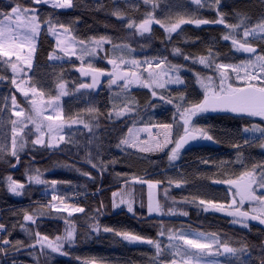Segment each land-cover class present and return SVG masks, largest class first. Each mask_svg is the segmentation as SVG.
Segmentation results:
<instances>
[{"label":"snow or ice","instance_id":"snow-or-ice-1","mask_svg":"<svg viewBox=\"0 0 264 264\" xmlns=\"http://www.w3.org/2000/svg\"><path fill=\"white\" fill-rule=\"evenodd\" d=\"M145 7L151 6L152 11L143 13V18L139 23L128 18L127 29L135 30L141 36L151 34L153 25L159 26L164 33L166 40L164 43H171L173 33L182 31V25L192 24L197 27L201 25L216 24L224 26L225 32L221 35V40L231 41V48L237 52L248 54V58L240 60L238 63H217L219 53L214 52L211 47L207 49V55L196 56L194 54H184L179 47L171 49L172 54L182 55L185 62L198 63L207 70H212L211 75H202L200 72L187 68L186 65L173 64L167 61V57H145L143 60L135 57L128 59L123 54L125 51L131 55L135 49L130 44H112L110 37L93 36L87 40L77 39L72 34L71 25L75 21H61L57 10H72L76 7L74 0H7V4L0 8V58L7 68L11 69V85L14 86L10 96L11 113L8 120H4L3 114L9 111V97L3 98V106L0 107V128L11 125L10 139L7 132L0 133V161L9 163L10 167H16L20 162V156L27 150L30 143L32 149L37 147L46 150L58 149L65 142L64 132L66 127L82 124L84 129L92 133V123L85 122L82 118H65L61 105V97L68 95L66 82L58 77L56 83V94H47L38 86L39 82L33 79L29 73L35 74L34 58L37 52V42L45 31L55 38V48L48 53V60L63 61L76 57L80 65L76 70L81 77H90V82L79 83L75 91L93 92L100 88L106 77V87L110 93V102L113 107L108 112V119L127 117L138 114L140 111L139 102L131 96L134 85L147 89L150 98L145 103V108L155 109L157 104L171 105L173 107L169 122L149 123L143 128L128 127V134L123 136L117 148L127 146L140 153H163L166 155L168 163L175 166V162L181 159L182 154L200 141L218 143L211 133L210 126H200L197 121L209 112L232 113L242 120L259 118L258 123L244 124L240 131L243 134H251L239 142H231L230 146L236 152L235 161L220 160L212 161L211 158H201L200 163L205 166H215L219 171L220 179H214L212 183L227 185L226 195L223 202L216 198L206 199L193 195L191 198L184 197L187 204H197L204 211H214L225 213L231 217L230 223L240 225L251 232L250 221H257L264 225V160L253 162L250 165L245 163V158L241 149L243 147L258 146L264 150V17L252 26H249L250 18L241 13H235L236 23L228 22V15L221 11L224 7L222 0H214L207 6L216 12V18L202 19L192 18L186 15L171 16L165 12V8L181 7L176 0H170L164 7L157 0H142ZM196 6L203 7L202 0H192ZM41 5H48L51 11L47 16H41L39 8ZM134 10H138L135 8ZM157 9L160 11L157 12ZM113 15L118 18L124 17V13L119 10ZM160 18H157V17ZM242 29V36L240 30ZM258 41L254 45L249 40ZM105 44L112 45L114 53H120L115 58L107 59V64L111 69L94 66L92 59L98 55V50L103 49ZM59 54H56V52ZM167 50V49H165ZM107 56V53H106ZM147 66L146 68L144 66ZM163 66V67H162ZM182 71H190L195 77L196 83L202 89L198 96L202 98L192 99L187 91H177L175 94L168 91V86H183L187 90L188 85L182 77ZM234 75V79H233ZM19 78V79H18ZM8 79L7 76H0V80ZM117 91L113 92V89ZM21 94L29 108L21 107L17 101L16 93ZM167 92V95L161 94ZM116 101L119 104L115 103ZM19 109V110H17ZM86 111L92 120H97L101 115L94 106H89ZM45 113H48L47 115ZM14 117V118H13ZM142 122V121H141ZM31 125V128H29ZM145 133L146 138L141 139L139 133ZM258 134V135H257ZM32 137H35L34 139ZM95 138H93L94 140ZM90 140L89 143H93ZM99 145H97V155L86 154L85 160L91 168L98 170L99 175H103L108 164H115L118 161L114 158L105 162L98 158ZM15 159L16 164H11V159ZM95 161V162H94ZM235 165L239 171H231ZM130 171L116 174L117 180H122L123 184L114 185L115 190L111 191L112 209L124 206L127 213L132 214L137 219H150L153 214L162 216L165 210L159 200L153 195V189L162 184L160 180L145 179ZM25 170L27 182L35 185H44V195L49 194L51 189V199L47 203H37L36 207L22 209L23 222L20 229L27 234L31 244L25 245L23 241H12L8 237L11 231L16 228L13 224L11 229L5 223H0V253L7 255V250H18L21 247H29L33 250L39 246L41 253L50 250L51 253L68 255L64 251L65 244L72 246L76 243L78 234L72 221L65 220L64 233L56 235L54 238L39 231V221L44 217H54L62 213L86 214L85 208L78 205H68L63 203L64 197L57 194V186L62 183L57 180L42 179L39 169H35L36 174H28ZM84 176L90 180H95L90 172H84ZM178 178H169V186L175 185L177 188L186 187L188 180L183 174L177 172ZM7 189L10 193L22 195L25 183L14 179L11 175L5 177ZM139 184L141 187L147 185L149 189L147 203L141 199L140 209L145 210L137 216L135 207L136 199L133 185ZM102 191V189H97ZM167 196V191L165 192ZM175 203V201H173ZM63 204V207H57ZM105 205L101 201L96 208V216H90V220H96L103 214ZM167 213L170 215L188 216L187 211H181L175 207H169ZM35 226L37 230L33 231ZM157 239H151L139 235L129 230H117L112 227L101 226L97 222L90 223L88 228L99 233H112L129 243H147L154 246L156 257L159 260L162 252L167 250L171 259L164 264H219L216 259L222 254L237 256L239 264H252V261L239 260V256L249 252L250 248L246 239H242L240 247H232L227 240L221 241L220 236L215 232L194 231L191 229L174 230L166 229L164 222H159ZM167 231L168 243L162 248L159 237H164ZM264 234V233H262ZM215 247V251H213ZM260 255L256 258L258 264H264V243L259 246ZM222 249V252H221ZM79 260L80 258L77 257ZM15 264V261L12 262ZM83 264H101L97 258L85 260Z\"/></svg>","mask_w":264,"mask_h":264},{"label":"trees","instance_id":"trees-1","mask_svg":"<svg viewBox=\"0 0 264 264\" xmlns=\"http://www.w3.org/2000/svg\"><path fill=\"white\" fill-rule=\"evenodd\" d=\"M163 8L170 0H157ZM204 2V1H203ZM181 7L165 8V12L173 17L186 15L192 18L215 19L216 12L204 4L203 7L196 6L187 0H176ZM214 3V0H211ZM7 4V0H0V8ZM76 7L72 10H57L59 19L64 22L75 21L71 25L72 34L79 39H89L93 36L110 37L112 44H130L135 52L134 57H167V61L173 64L186 65L195 72L202 75H211L212 70H207L198 63L192 64L185 62L182 55L172 54L173 47H179L184 54L207 55L208 47L214 52L219 53L216 59L217 63H236L242 60L244 55L231 48L229 41L221 40V35L225 32L224 26L216 24L201 25L199 27L186 24L182 25V31L173 33L171 43H164L166 40L163 30L153 25L151 34L143 36L137 34L135 30L127 29L128 18L139 20L143 18V13L152 11L151 6L145 7L142 0H135V8L126 3V0H74ZM224 7L221 11L228 15L229 23H236L237 16L235 13H241L250 18L249 26H252L263 13V0H222ZM119 10L124 13V17L118 18L113 15ZM51 11L50 6L41 5L39 12L41 16H47ZM160 10L157 9V12ZM157 18H160L159 16ZM249 42L258 45V41L250 39ZM104 50H98L97 59L94 66L111 69V66L105 62L107 47ZM55 48V41L46 31L41 34L37 42V52L34 58L35 74L29 73L33 79L38 81V86L47 94L55 95L56 83L58 77L66 82L67 86L72 88L79 83L88 80L87 77H81L76 70L78 61L71 58H65L63 61H49L48 53ZM167 49V50H165ZM56 53H59L58 50ZM3 58H0L2 61ZM182 77L185 79L188 88L183 86H168V91L176 93L177 91H187L192 99L202 98L198 96L202 90L196 83L193 73L182 71ZM0 76H7L8 79L0 80V107L3 106V98L11 95L13 87L11 85V69L7 68L0 62ZM90 78V77H89ZM102 80L104 84L93 92H80L70 94L62 98V106L65 118H82L85 122L98 123L94 126L92 133L84 129L82 124L67 127V141L62 142V147L58 149L46 150L37 147L32 149L31 144L27 150L21 154L19 164L15 159H11V164H16L13 169L9 163L0 161V223H5L11 229L13 224L16 228L11 231L8 237L12 241L20 240L25 245L32 243L27 234L23 232L19 225L23 222L22 209L36 207L37 203H46L45 196L41 191L44 185L29 184L25 170L29 169L28 174H36L35 169H39L42 179L51 181L57 180L62 183L58 184L57 192L63 197H69L74 192L85 194V199L78 205L85 208L86 214L73 213L69 216L66 213L54 217H44L39 221V231L50 237H55L64 233L66 227L64 221L70 220L77 229L78 238L74 245L65 244L64 251L68 255L51 253L47 250L41 253L39 246L35 250L29 247H21L18 250H7V255L0 253V264H11L23 262L28 264H83L85 260L97 258L101 264H162L165 260L170 259V255L165 250L162 252L159 260L156 257L155 248L147 243H129L114 236L112 233H96L88 228L93 222L117 230H129L136 234L143 235L151 239H157L159 231V222H164L166 229L185 230L195 229L203 232L217 233L221 241L227 240L232 247H240L242 239H246L250 248L239 256V260L252 261V264H258L256 259L261 253L258 247L264 243V225L257 221H250L251 232L247 229L230 224L231 218L225 213L204 211L197 204H187L183 201L184 197L191 198L193 195H200L201 198H216L223 202L226 195L227 185L214 184V179L222 178L219 175V169L215 166H205L200 163L201 158H211L212 161L232 160L235 161L236 152L230 146L231 142L243 144V140L251 134H243L240 129L244 124L258 123L259 118H250L242 120L234 114L209 112L204 114L197 123L200 126H210L211 133L218 143L203 141L195 144L182 154L180 160L175 162V166L168 163L166 155H149L145 153H136V150L129 148H117L116 144L124 136L128 126H142L149 123L169 122L172 115L173 107L171 105L157 104L153 110L145 108V103L150 98L147 89L135 85L131 91L140 104L141 108L138 114H132L127 117L108 119V112L113 107L110 102V93L106 87V77ZM73 91V89H72ZM117 91L115 88L113 92ZM161 94L167 95V92ZM17 95V94H16ZM19 99L17 95V100ZM115 103L119 104L118 101ZM89 106L96 107L101 115L97 120H92L86 109ZM142 121V122H141ZM258 135V134H257ZM33 138V137H32ZM93 138H95L93 140ZM93 140V143H89ZM97 145H99L98 158L105 162L116 159L115 164H108L103 175L98 174V170L91 166L84 159L86 154L97 155ZM246 164L264 160V150L258 146L243 147L241 149ZM95 162V161H94ZM128 165H131V172L145 179L160 180L162 184L157 186V199L164 209L175 207L181 211H187L188 216L182 215H162L153 214L150 219H137L132 214L127 213L124 206L112 210L111 208V191L115 189L117 183L123 184L122 180H117V173H127L130 171ZM238 167L233 165L231 171H239ZM84 172H90L95 180H90L84 176ZM177 172L183 174L188 180L186 187L177 188L175 185L169 186V178H178ZM11 175L14 179L25 183V189L22 195L15 196L7 189L5 177ZM102 189V191H97ZM135 192V207L137 216L141 215V199L146 204L145 186L139 184L133 185ZM167 191V196L165 192ZM103 201L105 208L103 214L99 215L96 220H90V216H96V208ZM175 201V203L173 202ZM37 230L35 226L28 225ZM162 248H165L167 240V231L164 237H159ZM77 257L80 259L78 260ZM226 264H239L237 256L227 254L223 258Z\"/></svg>","mask_w":264,"mask_h":264},{"label":"rangeland","instance_id":"rangeland-1","mask_svg":"<svg viewBox=\"0 0 264 264\" xmlns=\"http://www.w3.org/2000/svg\"><path fill=\"white\" fill-rule=\"evenodd\" d=\"M187 1H189V2H192V0H187ZM204 1V2H203ZM263 2H264V0H263ZM126 3H128L129 5H131V6H133V5H135V0H126ZM209 3H211V0H202V4L204 5V4H209ZM261 17H264V7H263V13L260 15V17L258 18V20L255 22V23H257L260 19H261ZM254 23V24H255ZM253 24V25H254ZM240 35L242 36V29L240 30ZM54 38V37H53ZM251 39V38H250ZM54 40H55V38H54ZM230 43H231V41H229ZM101 50H104V48L103 49H101ZM107 56H106V58H105V62L107 63V59H109V58H115V56L116 55H119L120 53H114L113 52V48H112V46H108L107 47ZM240 53H242L243 55H244V57L242 58V60H244V59H247L248 58V54H246V53H243V52H240ZM56 54H59V53H56ZM125 56H126V58H128V59H131V58H133L134 57V55H133V53L131 54V55H129L126 51L123 53ZM97 57V56H96ZM93 58L92 59V63H94L95 62V60L97 59V58ZM72 58H74L75 60H77V58L76 57H72ZM136 58V57H135ZM145 57H141V58H136V59H139V60H143ZM150 58V57H149ZM65 59V58H64ZM52 61H57V60H52ZM78 61V66H77V68L79 67V65H80V61L79 60H77ZM236 63H238V62H236ZM145 68L147 67L146 65L144 66ZM163 67V66H162ZM88 78V80H85V81H83V82H81V83H88V82H90V78L89 77H87ZM235 77H234V75H233V79H234ZM19 79V78H18ZM135 86V85H134ZM199 86V85H198ZM72 89H73V91H72ZM75 89H76V86H75V88L73 87H71V86H67L66 85V90L68 91V95H70V94H78V93H80L81 91L82 92H85L84 90H81L80 92H76L75 91ZM202 90V89H201ZM86 93V92H85ZM17 95H18V97H19V99L17 100L18 101V103L20 104V106L21 107H23V108H25V110H27L28 108H29V105L24 101V99H23V97L21 96V94H19L18 92L16 93ZM56 94V93H55ZM68 95H66V96H68ZM10 96L11 95H6V96H4V97H9V101H8V103H9V111L8 112H6V113H4L3 114V119L4 120H8V118H9V116H10V113H11V102H10ZM66 96H62L61 97V105H62V98L63 97H66ZM48 97H45V99H47ZM62 108H63V106H62ZM17 110H19V109H17ZM63 112H64V110H63ZM46 115L48 114V113H45ZM14 118V117H13ZM113 119H116V117H115V115L113 114ZM145 126H147V125H142V126H128V127H132V128H134V129H136V128H143V127H145ZM128 127H127V129H126V131H125V134H124V136H126L127 134H128ZM29 128H31V125H29ZM66 129H67V127L65 128V130H64V132H62L61 134L62 135H64L65 136V141H67V131H66ZM3 132H7L8 133V137H9V139H10V135H11V125L10 124H8L7 125V127H5V128H0V133H3ZM139 136H140V138L141 139H145L146 138V134L145 133H143V132H141V133H139ZM35 137H33V139H34ZM200 142H203V141H200ZM200 142H198V143H200ZM123 148H129V147H127V146H124ZM129 149H131V148H129ZM134 150V149H133ZM137 151V150H136ZM146 154H149V155H160V154H162V153H146ZM6 183H7V181H6ZM57 188H58V186H57ZM113 190H115V189H113ZM145 190H146V203H147V199H148V193H149V189H148V187H147V185H145ZM153 191V195L155 196V198L157 199V187L155 188V189H153L152 190ZM43 194H44V189L41 191ZM48 192H49V194L47 195V198L50 200L51 199V189H49L48 190ZM57 194H58V192H57ZM15 196H17L16 194H14ZM59 195V194H58ZM65 199H64V202L63 203H65V204H68V205H76V204H73V203H71L70 201H68V200H66V197H64ZM158 200V199H157ZM79 206V205H78ZM57 207H63V204H58L57 205ZM112 208V207H111ZM112 210H114V209H112ZM116 210V209H115ZM165 210V214L164 215H168V213H167V209H164ZM66 214H68V213H66ZM231 218V217H230ZM230 224H232V223H230ZM232 225H234V224H232ZM235 226H238V227H241L240 225H235ZM242 228V227H241ZM191 230H194V231H200V230H195V229H191ZM168 243V242H167ZM167 243H166V245H167ZM213 250H215V247H214V249ZM221 252H222V249H221ZM227 256V254L225 253V254H222V255H219V256H217L216 257V259L218 260V262H219V264H226L225 262H223V258H225ZM170 259H171V257H170ZM166 261V260H165ZM164 261V262H165ZM164 262L162 263V264H164ZM12 264V263H11ZM15 264H28V263H23V262H15Z\"/></svg>","mask_w":264,"mask_h":264},{"label":"built area","instance_id":"built-area-1","mask_svg":"<svg viewBox=\"0 0 264 264\" xmlns=\"http://www.w3.org/2000/svg\"><path fill=\"white\" fill-rule=\"evenodd\" d=\"M85 199V194L83 193H78V192H74L71 196H70V200L73 202V203H79L81 202L82 200Z\"/></svg>","mask_w":264,"mask_h":264},{"label":"water","instance_id":"water-1","mask_svg":"<svg viewBox=\"0 0 264 264\" xmlns=\"http://www.w3.org/2000/svg\"><path fill=\"white\" fill-rule=\"evenodd\" d=\"M216 113H226V112H216ZM227 114H232V113H227ZM235 115V114H234ZM12 168V167H11ZM13 169V168H12Z\"/></svg>","mask_w":264,"mask_h":264}]
</instances>
